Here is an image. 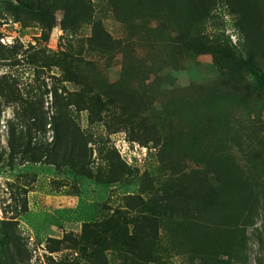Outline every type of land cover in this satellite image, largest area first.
Masks as SVG:
<instances>
[{"label": "rangeland", "instance_id": "obj_1", "mask_svg": "<svg viewBox=\"0 0 264 264\" xmlns=\"http://www.w3.org/2000/svg\"><path fill=\"white\" fill-rule=\"evenodd\" d=\"M255 1L262 17L259 32L264 36V0ZM6 5V0H0V90L8 91L6 97L0 94V237L5 227L13 238L9 247L0 239V264H9L8 252L18 255L14 264H53L52 259L58 261L64 257L72 260L79 254L67 248L65 235L78 236L84 222L96 220L108 207L127 209L124 204L127 195L149 197L152 186L158 187L168 172L163 169L158 149L151 141L144 144L131 140L129 128L113 131L107 117L90 123L86 110L70 112L88 139L91 161L84 168H89L93 177L62 159L52 130L45 135L31 131L30 137L26 121L32 107L42 102L48 112H54L51 90L57 88L66 95L79 89L76 82L66 79L65 69L57 62L63 58L73 71L104 78L108 83L123 79L128 71L123 82L147 100L139 118L164 110L168 96L172 109L188 103V109L178 118L182 126L188 125V115L197 112L195 104H201L200 99L225 71L213 63L210 54L184 55V59L166 63L176 34L169 35L165 19L142 13L125 21L115 13L110 0H92L91 14L68 4L61 5L51 29L40 22L29 21L25 25L15 21L7 13ZM237 21L238 16L220 4L207 21L205 32L221 33L241 47L245 38ZM94 23L119 40L112 54L90 44ZM156 27L159 30H154ZM257 57L264 67V38L257 48ZM243 83L241 94H245L243 99L247 104L237 100L221 103L224 117L219 135L229 140L237 159L250 166L249 174L258 183L257 195L242 217L239 243L234 245L231 255L222 256L227 261L221 264H264V172L259 171V160L264 158L261 138L264 137V83L245 77ZM42 143L49 148L43 154L39 148ZM110 148L117 151L131 170L125 180L115 183L95 178L99 170L106 173L104 150ZM145 173L149 174V180L140 181ZM220 225L225 228L222 221ZM160 242L171 247L165 230L160 232ZM56 247L60 250H54ZM108 256L113 263L115 254L108 252ZM163 256L168 264H204L198 254L182 247L170 249ZM79 261L87 264L83 259Z\"/></svg>", "mask_w": 264, "mask_h": 264}, {"label": "trees", "instance_id": "obj_2", "mask_svg": "<svg viewBox=\"0 0 264 264\" xmlns=\"http://www.w3.org/2000/svg\"><path fill=\"white\" fill-rule=\"evenodd\" d=\"M110 3L125 21L142 13L165 19L169 35L176 34L166 63L184 59V55L210 54L213 63L225 73L200 99L201 104H195L197 112L188 115V125L182 126L178 118H182L188 103L172 109L168 96L164 110L139 118L147 100L123 82L128 71L123 79L108 83L104 78L73 71L63 58L57 62L65 69L66 79L76 82L79 89L66 95L57 88L51 90L50 104L54 112H48L42 102L32 107L26 121L30 137L31 131L45 135L52 130L62 159L93 177L91 170L84 168L91 161L88 139L70 112L86 110L90 123L107 119V123L113 124V131L129 128L131 140L144 144L151 141L168 175L158 187L152 186L149 197L125 196L126 211L108 207L96 220L84 222L78 236L65 235V241L69 242L67 248L79 257L52 259L53 264H80L79 259L87 264H168L163 253L178 247L198 254L204 264L226 263L222 256L231 255L234 245L239 243L242 217L254 202L258 183L249 174L250 166L237 159L229 140L219 135L224 117L220 105L227 100L247 104L240 88L243 77L264 83V67L257 57V48L264 38L259 32L262 21L259 3L255 0H110ZM6 4L7 13L15 21L25 25L29 21L40 22L48 29L56 24V12L61 5L68 4L89 14L93 8L92 0H6ZM220 4L238 16L236 24L245 38L241 47L221 33L205 32L207 21ZM89 40L109 54L115 52L119 43L99 23H94ZM0 94L6 97L8 91L0 90ZM39 148L42 154L49 151L45 143L39 144ZM104 155L107 171L99 170L97 180L115 183L131 174L130 167L116 150H104ZM259 162V171L264 172V158ZM148 178L149 174L145 173L140 181ZM207 218L212 222L206 223ZM221 221L225 228L220 225ZM161 230H165L171 247L160 242ZM11 238L13 234L3 227L1 243L9 247ZM108 252L116 256L113 263ZM16 257L8 252L6 262L14 264Z\"/></svg>", "mask_w": 264, "mask_h": 264}]
</instances>
